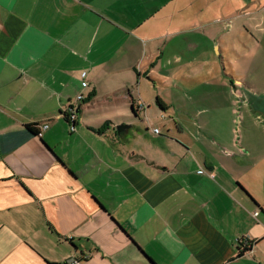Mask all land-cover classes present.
<instances>
[{
  "label": "crops",
  "instance_id": "0c3cea01",
  "mask_svg": "<svg viewBox=\"0 0 264 264\" xmlns=\"http://www.w3.org/2000/svg\"><path fill=\"white\" fill-rule=\"evenodd\" d=\"M262 8L0 0V264H264V88L213 84L261 64L264 31L234 47L229 21Z\"/></svg>",
  "mask_w": 264,
  "mask_h": 264
},
{
  "label": "rangeland",
  "instance_id": "374dc122",
  "mask_svg": "<svg viewBox=\"0 0 264 264\" xmlns=\"http://www.w3.org/2000/svg\"><path fill=\"white\" fill-rule=\"evenodd\" d=\"M256 15V19H254V23L252 25H249V27L245 28L244 26L241 28V22H245L248 19H253L252 17H244L242 15V13L240 11H233V17L232 20L229 21V23H234L235 27L234 29H232L231 35L233 38V42L231 43V45L234 47L240 46L242 45V43L239 41V38L241 36H245V34H247V29H254L255 33H260L262 31H264V8H262L261 10H259L258 12L255 13ZM255 23H259V29L257 30L255 28ZM229 25V24H228ZM228 25L226 26V28H228ZM262 27V30L260 29ZM226 30V29H224ZM262 47L260 48V50H264V44H261ZM215 52L218 55V52L216 50V48H214ZM260 60V59H259ZM234 61H238V64L240 63V66L242 67L243 70H245V72L243 73V77L241 80L243 81H237L235 82V80H233V77L231 78L229 75L227 79V84H228V89L226 90V88L217 81H214L213 84L216 85L215 87H217L218 89H220V93L222 94V98L225 99L226 97L228 98H233V99H240V98H244L246 97V93H244V90H247V88H249V86L245 83V82H250L249 84L254 85V83L259 86L260 88H264V54L262 57V62L259 66L253 65V64H249V63H243V60L241 58H236L234 59ZM248 70V72H247ZM235 76V75H233ZM237 78H240V74L237 75ZM201 77L197 80L196 85L198 86V84H201ZM233 82V84H232ZM180 84L181 88H183L184 91H182L181 93H178V97H180V100L182 101H187V105L189 104L190 106L192 104H195L194 102H191V98L192 96L196 95V94H200L201 98L203 96L206 95V98L208 97V93L207 91L205 92V89L207 90L208 85H202L200 88H187L189 86H187V84H185L184 79H179L177 80L176 75H171L168 79V81L162 85H160V87L162 89L167 88V86H169L168 84ZM192 89V90H191ZM253 91L252 89H249V92ZM170 92V90H168ZM168 92V93H169ZM204 94H203V93ZM176 98H178L177 96H175ZM206 99H201V101H204ZM229 100V99H228ZM195 107V106H191ZM131 112V110H130ZM133 112V111H132ZM158 125L159 126H163L161 124V122L158 121Z\"/></svg>",
  "mask_w": 264,
  "mask_h": 264
},
{
  "label": "built area",
  "instance_id": "2783aa9c",
  "mask_svg": "<svg viewBox=\"0 0 264 264\" xmlns=\"http://www.w3.org/2000/svg\"><path fill=\"white\" fill-rule=\"evenodd\" d=\"M83 98H84L83 95H79L77 99L81 101ZM68 118H69V122L72 123L73 125L76 118L75 108L71 109L70 114H68ZM48 127H49L48 123H44L42 125L43 129H47ZM154 130L156 133H160V129L156 128ZM255 215H258V212H256ZM63 264H80V260L78 258H72L69 259L68 261H65Z\"/></svg>",
  "mask_w": 264,
  "mask_h": 264
},
{
  "label": "trees",
  "instance_id": "16d2710c",
  "mask_svg": "<svg viewBox=\"0 0 264 264\" xmlns=\"http://www.w3.org/2000/svg\"><path fill=\"white\" fill-rule=\"evenodd\" d=\"M158 104L163 108L160 99H158ZM133 111H134V113H136V109H135V107H133ZM65 117H66V120L69 121L68 115H65ZM28 127L30 128V130H31L33 133H35V134L38 133V130H37L36 128H34L33 125H29Z\"/></svg>",
  "mask_w": 264,
  "mask_h": 264
},
{
  "label": "water",
  "instance_id": "95a60500",
  "mask_svg": "<svg viewBox=\"0 0 264 264\" xmlns=\"http://www.w3.org/2000/svg\"><path fill=\"white\" fill-rule=\"evenodd\" d=\"M77 113H78V109L75 110V114H76V115H77ZM136 118H138V116H137ZM138 119H139V118H138ZM75 125H76V120L74 121V123H73L72 126L75 127ZM128 126H129V125H126V124L119 125V126H118V130H119V131H122V130L128 128Z\"/></svg>",
  "mask_w": 264,
  "mask_h": 264
}]
</instances>
